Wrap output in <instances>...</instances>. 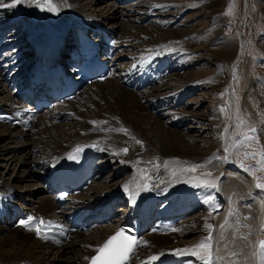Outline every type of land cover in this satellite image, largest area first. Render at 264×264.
Masks as SVG:
<instances>
[{
    "label": "bare ground",
    "instance_id": "obj_1",
    "mask_svg": "<svg viewBox=\"0 0 264 264\" xmlns=\"http://www.w3.org/2000/svg\"><path fill=\"white\" fill-rule=\"evenodd\" d=\"M105 1L53 0L59 6L58 14L42 11L34 4L30 6L27 0L15 8H0V109L20 118L19 125L0 121V156L6 160L0 168L13 169L15 174L12 179L0 177V264H87L102 241L119 229L123 219L134 215H143L145 219L148 212L151 219L139 237V241L147 243L137 247L129 264H200L190 254L179 255L175 250L191 249L208 235L206 223L213 225V256L223 257L218 264H261L259 241L264 240V190L257 188L254 178L230 160L227 171L221 176L225 209L212 215V208L220 204L216 199L217 191L204 187L203 178L177 171L189 159L204 155V146L187 144L177 137L180 133L170 127V124L179 125L175 121L186 114L188 102L184 101L196 84L181 88L180 94L168 93L176 96L175 101L160 96L164 85L168 86L164 82L173 78L169 70H174L172 76L175 77L180 67H172L170 61L168 66L164 65V54L147 53L151 46L146 37L153 34L164 37L162 31L148 29L151 26L141 31L138 24L145 20L142 19L144 11L136 3L132 4L133 0L122 3L115 0L111 4L112 14L107 11L110 8L103 12ZM3 2L11 3V0ZM122 13L127 15L129 23L118 21ZM18 23L23 27L21 35H12L10 26ZM76 27L96 36L105 30L118 38L116 45L109 48V58L120 49L112 58L111 76L85 88L72 102L58 103L38 115H28L25 108L32 97L22 93L27 85H23L26 71L21 66L27 61L33 62L38 50L49 45L53 33L60 37L69 29L75 31ZM164 34L168 38L179 36L174 30ZM213 34L216 39L221 30ZM223 42L213 47L216 49H209L204 43L189 47L216 52L214 57L218 61H229L236 45L229 38ZM138 47L141 55L135 54ZM226 77L227 72L220 71L212 82L219 87ZM81 95L85 98L74 102ZM213 118L216 122V115ZM58 119H61L60 125H57ZM195 119L189 117L188 120L194 122ZM121 128L127 129L128 134L118 131ZM31 138H37V150L41 151L37 162L31 160L27 149L23 151ZM217 139L212 148L222 144L219 136ZM136 140L142 143L137 144ZM87 143L94 144L93 152L98 161L95 180L81 194L69 197L62 207L56 202L55 192L50 191L52 176L70 151ZM207 145L210 143L206 142ZM123 148H128L126 155L120 152ZM108 160L116 166L111 174L105 170ZM164 173L165 182L177 181L174 188L164 187ZM231 175L236 179L230 180ZM103 178L102 184L99 183ZM197 183L202 186H195ZM17 189L21 191L15 192ZM134 192L135 203L132 202ZM209 197L212 199L206 203ZM113 205L118 208L115 217L107 211ZM197 209L201 210L198 214ZM82 211L101 220L99 226L86 232L77 231L64 243L47 235L42 238L34 230L19 225L22 212L26 215L42 213L53 226H67ZM160 253L164 254L158 260L149 261V257ZM67 256L69 260L65 259Z\"/></svg>",
    "mask_w": 264,
    "mask_h": 264
},
{
    "label": "rangeland",
    "instance_id": "obj_2",
    "mask_svg": "<svg viewBox=\"0 0 264 264\" xmlns=\"http://www.w3.org/2000/svg\"><path fill=\"white\" fill-rule=\"evenodd\" d=\"M114 1L106 0L102 4L104 7L103 12L110 8L107 11L112 14L111 4ZM118 1L122 3L121 1L125 0ZM214 1L133 0L131 2L132 4L136 3L144 11L142 19L145 20L140 21L138 24L141 31L147 30L144 28L151 26L148 29H159L164 35V37L156 34H153V37H146V34L142 35V37L144 36V38L146 37L150 41L151 47L147 50L148 55L164 54V65L167 63L168 66V62L170 61L172 67L173 65L180 66L177 70V73H179L175 72V77L172 76L174 70H169L168 74H172L170 76L173 78L170 81L164 82L168 86L164 85V90H161V94H164V96L161 94L160 96L163 98L168 97L170 101H175L177 99L176 96L168 95V93L180 94L181 90L185 89V87L187 88L191 84H196L194 93L190 92L184 101V103L188 102L184 110L186 114H181V116L185 117L182 116L183 119L175 121L179 122V125L178 123L177 125L173 124L174 126L170 124V127L172 130L176 129L174 131L178 134L180 133L177 137L184 140L187 144L191 146H204L203 152L206 155L189 159L178 167L177 171L201 177L203 180H211L215 183L214 189L217 191L216 199L220 201V204L212 208V215H218L225 209V200L222 201L219 198V192L220 190L223 192L224 179L221 176L227 171L230 160H233L241 169L244 168L243 170H245L250 166H256L259 161V156H256L254 159H244L245 153L264 150V0H218L212 3ZM230 7L233 14L227 15ZM118 21L121 24L123 22L127 23L129 18L122 13ZM21 28L23 29V27H19V23L11 25V34L20 36ZM171 30L178 32L179 36L168 38L164 32ZM211 30H221L219 39H215L213 31L210 34ZM227 38L233 40L236 45L235 53L229 61H218L214 57L216 56V52L213 54L207 49L189 47L194 44L201 46L204 43L209 45V49H216L213 47L221 46ZM187 44L189 45L186 46ZM141 52L138 47L135 54L140 53L139 55H141ZM160 58L157 60L162 63V59ZM163 68L167 71L166 66H163ZM220 71L221 73L223 71L227 72V77L217 87L213 84L212 79L215 76L218 77ZM168 74L167 77L169 76ZM84 98L81 95L74 102H78ZM221 109H224V111H221ZM215 115L216 122L213 121ZM188 116L192 117V119L196 118L195 121L190 122ZM172 120L173 118L168 119L169 122ZM60 122L61 119H58V124H56L60 125ZM251 129H255V132H252ZM218 136L222 144L212 148V144ZM245 136L256 137L257 140L247 141L245 140ZM33 137L37 136L34 135ZM36 139L34 138L33 140L31 138L23 148V151L27 149L31 153V160H36L35 162L41 159L37 157L38 152L41 151L37 150ZM41 139L48 141V138L46 139L45 137L44 139L41 137ZM206 142L210 143V146H206ZM226 148L228 151H225ZM5 161L0 156V165H4ZM110 161H107V168L105 169L109 174L116 169L115 164ZM191 165H199V167L195 171H187L186 169ZM12 170L8 171L1 167L0 177L2 176L6 180L14 178L15 174H13ZM246 171L254 178L255 182H258L257 177H259V182L264 183V171H258L255 168L252 171ZM207 173H211V176H207ZM165 177L167 178V175L164 173V187L166 186V189L168 187L174 188L177 181L171 179L165 182ZM235 179L236 177L231 175L230 180L233 181ZM103 181L104 178L100 179L99 183ZM16 191L19 192L21 190L17 189ZM195 212L198 214L201 210L197 209ZM65 259L69 260L70 256L65 257Z\"/></svg>",
    "mask_w": 264,
    "mask_h": 264
},
{
    "label": "snow or ice",
    "instance_id": "obj_3",
    "mask_svg": "<svg viewBox=\"0 0 264 264\" xmlns=\"http://www.w3.org/2000/svg\"><path fill=\"white\" fill-rule=\"evenodd\" d=\"M25 0H11V3H4L3 0H0V8H15L16 6L24 3ZM27 3L31 5H35L36 7L40 8L42 11L47 10L49 12H55L58 14L59 12V6L53 2V0H27ZM232 8L230 7L227 15H232ZM221 111H224V109H221ZM91 123L97 124L100 122L92 121ZM118 131H122L125 134H128V130L125 128L118 129ZM252 132H255V129H251ZM135 139V137H133ZM245 140L247 141H253L257 140L256 137H249L245 136ZM258 142V141H257ZM137 144L142 143L139 140H136ZM82 151L81 148L77 147L73 153H69L68 158L69 159H75L76 155L75 153H79ZM225 151H228L226 148ZM120 152L123 154H127L128 148L120 149ZM119 154V153H117ZM256 156H259V161L256 166H250L248 171H252L253 168L258 171H264V150H261L260 152H254V153H245L244 159L249 158H256ZM227 159V157H225ZM243 166V165H242ZM199 165H191L187 171H195ZM142 174V173H141ZM175 175V172L173 173ZM207 176H211V173H207ZM196 179V178H193ZM257 183L256 187L259 189H264V183L259 182V177H257ZM195 186L200 187L202 186L201 183H197ZM204 187H210L214 188L216 185L211 180H204L203 181ZM141 187L138 185V188ZM143 187H146L144 185ZM128 190V186H125V191ZM135 195L134 192L132 195V202L135 203ZM211 197H209V200L206 201V203L211 201ZM34 218L28 217L26 221H21V224L25 227L29 228V230H34L38 236H41L42 238H47L45 235V229L51 228V222H46L43 219H40L33 223ZM227 224V221L225 222ZM221 228H224L225 225H220ZM205 229L208 232V235H206L201 241H199L196 245H194L191 249H176L175 253L179 255L184 254H190L191 256L195 257L198 261H200V264H218V261L223 259V257H214L213 256V225L210 223L205 224ZM176 229H173L175 231ZM244 239H247V237H243ZM221 239H223V236L221 235ZM146 244L147 242H141L138 241L136 237L125 235V230L121 229L117 231L113 236L109 237L108 240L101 245L97 249V255L91 257V264H128V262L131 260V258L135 255L136 248L141 244ZM259 248L261 249V264H264V240L259 241ZM164 253H160L159 255H153L149 257V261H156L159 259L160 255H163ZM235 255V253H233Z\"/></svg>",
    "mask_w": 264,
    "mask_h": 264
}]
</instances>
